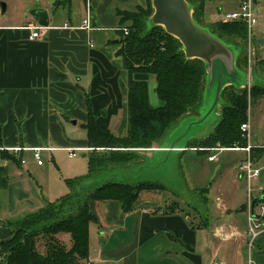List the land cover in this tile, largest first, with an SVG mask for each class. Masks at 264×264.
Listing matches in <instances>:
<instances>
[{"label": "crops", "instance_id": "0c3cea01", "mask_svg": "<svg viewBox=\"0 0 264 264\" xmlns=\"http://www.w3.org/2000/svg\"><path fill=\"white\" fill-rule=\"evenodd\" d=\"M36 1L30 9H46L50 25L42 30V38L35 40L29 38L28 27L39 24L29 14L30 9L22 19L14 21L7 18L8 5L5 12L0 7V146L47 149L41 151L42 164L31 150L19 154L7 151L17 156L18 162L0 152V222L37 213L48 203L71 194L68 182L85 174H65L62 157L70 158L71 150L77 155L70 160L77 158L78 152L87 159L91 157L85 129L89 102L102 126L118 137L127 134L129 76L117 54L119 30L126 24H122L119 13L135 12L148 4V0ZM240 3L241 0H202L201 20L209 24L224 22L223 15L238 10ZM89 9L92 29L83 28ZM258 9L260 18L264 16V0H258ZM254 35L264 43V33L253 29L251 37ZM134 77L148 82L150 104L162 106L156 79L140 73ZM201 122L198 119L194 124ZM218 122L217 118L210 122L208 119L198 126L203 129L199 138L213 133ZM252 144L264 149V140L255 136ZM165 146L155 144L134 150L149 152L152 159L164 153H195L190 160L191 185H187L196 192L205 190L204 199L195 204L198 216L194 218L184 206L175 208L181 196L167 188L141 189L126 212L120 200L91 199L89 206L95 219L90 223L88 259L97 264H264V234L254 250L247 245V189L241 205L236 195L240 182L246 183L238 169L246 153L230 149L206 153L201 151L203 148H184L187 145ZM211 155H216L217 160H210ZM261 161L264 151L257 158L261 173L257 186L254 184L256 190L264 187ZM215 163L218 166L205 184L210 165ZM87 164L89 170V160ZM169 174L147 180L168 186ZM256 194V198L262 197L255 206L260 210L264 192Z\"/></svg>", "mask_w": 264, "mask_h": 264}, {"label": "trees", "instance_id": "16d2710c", "mask_svg": "<svg viewBox=\"0 0 264 264\" xmlns=\"http://www.w3.org/2000/svg\"><path fill=\"white\" fill-rule=\"evenodd\" d=\"M188 1L195 9L193 17L200 27L224 31L225 34L210 32L222 42L229 45L220 36H232V33L246 40V23L220 21L209 27L203 26L202 0ZM153 13L152 0L135 12L119 13L122 24H126L121 29H129L128 36L120 29L119 36H122L117 43V54L129 76L127 134L118 137L102 126L88 103L85 129L92 150L87 174L70 180L71 194L57 202L48 203L37 213L23 218L0 222V226L13 230L11 241L0 243V264H86L90 256V223L95 219L89 206L91 199L120 200L126 212L131 209L141 189H170L164 184L148 181L134 186L122 178L110 176L113 171L107 170L113 165L124 166L140 159L141 153L133 151L136 148H151L155 144L164 147L160 142L183 119L195 117L194 121H197L201 118L208 74L206 64L201 59L187 58L179 39L168 34L163 27L153 26ZM234 48L237 50L236 46ZM139 73L156 79L162 106L150 104L148 82L134 77ZM240 93L231 88L221 92L224 100L229 102L222 110L221 121L208 137L189 142L186 148H203L201 151L208 153L212 148L248 145L242 125L248 121L249 106L264 99V87L256 85L250 92L244 89ZM252 147L257 158L264 151L254 144ZM2 156L19 161L9 152L2 153ZM100 176L102 181L97 180ZM83 187L87 191L81 194L78 188Z\"/></svg>", "mask_w": 264, "mask_h": 264}, {"label": "rangeland", "instance_id": "374dc122", "mask_svg": "<svg viewBox=\"0 0 264 264\" xmlns=\"http://www.w3.org/2000/svg\"><path fill=\"white\" fill-rule=\"evenodd\" d=\"M2 1L8 5L7 18H11L14 21H18L22 19L23 15L26 14V10L30 9V7H33V5L37 3L36 0H0V2ZM192 12L194 15L193 10ZM203 25L209 27L212 25V23L210 25L209 23L204 22ZM207 29L209 32L213 33V32H217L220 28L219 29L215 28V30L210 28ZM253 29L255 33L256 32L264 33V16L259 18L258 24L255 25ZM121 30L122 32H124L123 34L128 36L129 34L128 28H123ZM218 32L223 33L224 31L220 30ZM245 35H246V40L243 37L241 38L237 37L235 33H232V36H226V35H224V37L220 36L229 44L227 46L232 47L236 51L235 52L236 72L232 75V77L235 78V82L225 85L223 87V90H228L229 88H231L233 90L236 89L240 93V90H244V89H247L250 92L251 87L256 85L264 87V43L262 42L259 36L254 35L251 37V33L249 29ZM121 36L122 35H120L118 39L121 38ZM232 45L236 46L238 51ZM206 79H207V84L204 90V97L202 100V107L200 110L201 113L200 119L203 120V122L194 124V120L196 119L195 117L183 119L173 129H171V131H168L167 136L164 137L165 139L160 142L162 143V145H172V144L189 145L188 144L189 142L202 139L199 137H201L200 132L203 129L202 128L198 129V126H202L203 123L208 119L210 122L212 119L217 118L219 120L222 118V110L226 104L228 105L229 102L227 100H224V98L221 96V101L220 103H218V109H217L220 115L216 117L214 115L215 113L214 111L210 113L212 105L209 102H212L214 97H213V89L212 90L208 89L209 73L207 74ZM263 100L260 99L258 102L252 104L248 108L247 123H249L251 127V135H252L251 142L253 140V136H255L257 140H264L263 139L264 136V101ZM208 114L212 115L211 119H210V115L207 116ZM188 137L189 139H187ZM184 140H187L186 144L184 143ZM184 148H186V146ZM133 151L140 152L141 150H133ZM147 153L149 152L141 153L142 157L140 159H137L134 162H130L127 165L124 166L113 165L111 169L110 167H108L107 170L113 171L111 172L110 176H117L118 178H122L123 181L129 182L135 186L138 185L139 182L148 181L147 180L148 178H156L158 175H160L161 177H164L165 175L166 177L170 173L169 176L171 178V182L169 185L168 184L167 185L172 190L171 193L173 195L176 194L181 196V197H177L178 200L180 199L183 200V201L180 200V205L176 204L177 207H175L176 205L173 204L174 207L179 208L180 206H182L183 208L184 206L186 210H188L189 213L192 214L194 218L197 217L198 213L196 211L195 204L197 202H201V200L204 199V192L203 191L196 192L194 189L189 187V185H187L188 182L191 185L190 172L192 169L191 167L192 161L190 160L193 158L195 153L191 152L190 150H188L187 152L186 151L178 152V153L173 152L169 154L164 153L162 155H158L156 158L153 159L151 157H148L149 155H147ZM240 155H243V153H240ZM88 160L89 159L82 156L81 152H78V157L75 158L74 160H70L68 156H64L62 157L63 167L61 169L64 171L65 174L67 173H71V175L86 174L88 172V164H87ZM157 164L162 165L158 170L156 169L157 171L150 169V166H155ZM263 164L264 161H261L259 165L261 166ZM217 166L218 163H215L214 165L212 164L210 165V169H211L210 174L205 184H207L209 179L213 176L214 169L217 168ZM139 169L142 171L141 174L137 173ZM59 171L60 170H58V173ZM232 172L234 173L235 171L232 170ZM262 175H264V170L262 171ZM97 180L102 181L103 178L100 176L97 177ZM254 184L255 186H257L256 180ZM246 189L247 186L244 181L240 182V184L237 186L236 195L237 198L239 199V205H241L246 199L245 198ZM78 190H81L80 191L81 194L87 191V189L84 187L78 188ZM197 206L201 207L199 206V204ZM258 210L259 208H256V211ZM255 251L253 255L255 254Z\"/></svg>", "mask_w": 264, "mask_h": 264}, {"label": "water", "instance_id": "95a60500", "mask_svg": "<svg viewBox=\"0 0 264 264\" xmlns=\"http://www.w3.org/2000/svg\"><path fill=\"white\" fill-rule=\"evenodd\" d=\"M152 5L154 13L151 16V24L163 27L168 34L179 39L187 58L201 59L205 62L209 73L208 89H213L214 97L212 102H209L212 105L210 113L214 111L220 115L217 109L223 87L235 82V78L232 77L236 72L235 50L195 22L187 0H152ZM0 7L4 12L7 10V4L3 1L0 2ZM29 14L40 26L50 25L46 9L32 8ZM261 200L262 197L253 200V211ZM12 233L10 227L0 226V243L11 241Z\"/></svg>", "mask_w": 264, "mask_h": 264}, {"label": "built area", "instance_id": "2783aa9c", "mask_svg": "<svg viewBox=\"0 0 264 264\" xmlns=\"http://www.w3.org/2000/svg\"><path fill=\"white\" fill-rule=\"evenodd\" d=\"M259 9H258V0H241L239 9L236 11L228 12L223 15L222 19L224 22H235L241 21L246 23L250 33L252 34V30L255 25L259 22ZM31 31L30 39L35 40L42 38V30L44 27L38 25H31L28 27ZM83 28L92 29V14L91 10H88V14L83 20ZM242 130L244 132V136L248 139L249 143L245 147H230V148H212L211 150L218 149H230V150H241L246 153V158L239 164L238 169L241 173L242 178L245 179L247 184V195H248V210H249V229H248V239L247 245L249 250L252 251L257 247L258 241L262 234H264V205L261 206L260 210L253 211L252 203L253 200L258 196V194H262L264 192V187L260 186L256 190L254 187V181L259 177L261 173V169L257 166V157L253 153L252 144H251V127L249 123H244L242 125ZM47 149L44 146H36L32 148L28 147H16V148H5L0 146V152L12 151L13 154H19L24 150H31L34 153V158L37 160L38 164H42L41 151ZM92 150V148H91ZM76 152L71 150L69 153L70 158L76 157ZM210 160H217L216 155H211ZM25 161L21 159V164H24ZM86 264H97L94 260H89Z\"/></svg>", "mask_w": 264, "mask_h": 264}]
</instances>
